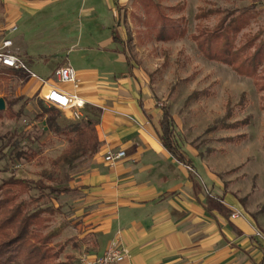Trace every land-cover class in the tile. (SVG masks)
Instances as JSON below:
<instances>
[{"label": "crops", "instance_id": "obj_1", "mask_svg": "<svg viewBox=\"0 0 264 264\" xmlns=\"http://www.w3.org/2000/svg\"><path fill=\"white\" fill-rule=\"evenodd\" d=\"M132 3L0 0V33L37 76L24 89L76 95L84 102L81 118L98 112V150L78 159L67 185L80 192L74 207L84 210L69 253L96 256L116 244L126 253L118 264H264V227L231 217L223 197L202 196L195 154L185 151L190 163L184 164L162 145L158 103L122 42L113 39ZM62 66L75 70L74 83L49 79ZM118 150L125 152L121 160H105Z\"/></svg>", "mask_w": 264, "mask_h": 264}, {"label": "rangeland", "instance_id": "obj_2", "mask_svg": "<svg viewBox=\"0 0 264 264\" xmlns=\"http://www.w3.org/2000/svg\"><path fill=\"white\" fill-rule=\"evenodd\" d=\"M150 1L160 6L165 18H158V11L149 6L148 0H133L132 7L124 11L120 35H117L119 41L126 48L133 67L145 78L154 101L169 106L181 148L195 154L193 161L200 168L198 184L202 196L223 197L222 203L232 206L231 217L238 213L261 229L264 227V101L261 99L264 91L256 89L253 78L240 76L229 66L208 60L192 36L202 29H212L228 11L254 4L255 8L249 9L245 16L247 26L235 37L236 46L243 47L244 55L251 56L254 45L264 42V0ZM199 8L212 12L196 19ZM167 19L171 26L162 33L175 38L163 41L158 36L162 21ZM0 29L3 31L1 21ZM4 37L0 33V46ZM259 62L256 70L264 80V54ZM49 79L67 84L57 82L53 75ZM29 80L28 76L25 80L11 76L1 79L0 98H20L14 104L15 110L25 102L40 108L38 91H29V86L28 90L24 89ZM140 96L144 98L142 93ZM42 106L49 107L44 102ZM58 110L59 124L78 121ZM30 118L28 109L18 119H0L1 198L7 208L21 200L25 202V210L53 207L55 213L50 216L49 229L75 222L73 229L64 228L54 240L64 243L70 236L78 235L76 228L84 210L74 205L80 192L56 195L32 186L29 192L19 194L6 183L11 178H26L67 186L78 168L79 158L71 165L60 160L65 137L45 131L43 122H30ZM21 150L32 151L35 156L30 160L18 159L16 154ZM203 161L214 178L212 182L204 174ZM9 230L0 219V238ZM71 249V243H67L65 252ZM74 256L79 264L80 257Z\"/></svg>", "mask_w": 264, "mask_h": 264}, {"label": "trees", "instance_id": "obj_3", "mask_svg": "<svg viewBox=\"0 0 264 264\" xmlns=\"http://www.w3.org/2000/svg\"><path fill=\"white\" fill-rule=\"evenodd\" d=\"M147 2L149 6L154 7L158 11L161 20L162 11L160 6L154 4L150 0ZM257 1V0H254ZM254 4L247 7L237 8L224 14L218 23L212 29H202L199 34L193 35L192 38L196 42L198 50L211 61H216L229 66L236 74L245 77H251L254 85L259 92L264 91V80L261 72L256 70L259 61L264 54V42H258L254 45L251 56L243 53V47L236 46L235 37L247 26L246 13L249 9H253ZM211 10L199 8L195 14L196 19L206 17ZM169 19L161 23V34L158 39L166 41L171 40V34H164L163 30L171 25ZM183 32L181 35H183ZM113 39L119 41L116 31H113ZM180 36V35H179ZM22 72V73H21ZM20 70L0 67V80L7 79L9 76L18 77L25 80L26 74ZM20 98H12L6 100L3 97L5 110H0V119L6 117L8 119H18L29 109L32 118L28 121L43 122L45 131H53L56 134H62L66 139L60 160L71 165L78 158H86L97 152L99 141L96 135L95 126L98 122V112L94 110V117H82L76 122H68L64 125L58 123L59 110L54 106L48 108L42 106L43 100H39L40 108H36L30 102H25L19 110L14 109V104ZM264 101V95L261 96ZM161 110V118L159 120V138L164 148L179 162L184 164L190 163L186 158V152L181 148L178 139V133L175 128L174 119L170 113V108L165 103H159ZM25 107V108H24ZM264 108V104L262 105ZM24 108V109H23ZM229 115V114H228ZM35 153L32 151L21 150L17 152L16 158L32 159ZM19 194L27 193L32 186L40 192L48 190L49 194H68L71 188L67 186H56L46 184L42 180H31L26 178H11L6 182ZM1 189V188H0ZM220 200V199H217ZM24 201H19L7 208L0 193V219L10 230L0 238V264H76L75 256L72 253L65 252L67 243L74 242L73 237L66 239L64 243L55 242L54 240L61 234L64 225L49 229L51 221L50 216L55 213L51 206L36 207L34 209H24ZM49 214L44 216V214Z\"/></svg>", "mask_w": 264, "mask_h": 264}, {"label": "built area", "instance_id": "obj_4", "mask_svg": "<svg viewBox=\"0 0 264 264\" xmlns=\"http://www.w3.org/2000/svg\"><path fill=\"white\" fill-rule=\"evenodd\" d=\"M12 40L4 38L0 46V67L11 68L23 71L29 78L37 77L27 66L24 60L11 51ZM57 81L63 83H74L76 80V72L70 66H62L55 70ZM40 99L49 106L59 108L69 114V118L79 120L81 118L80 109L84 106V102L76 95L68 92L50 88L40 96ZM125 156L123 150L109 151L105 160L115 163ZM233 218L239 217L238 213L232 214ZM126 257L125 251L116 244H111L101 255L89 256L82 255L79 258V264H118Z\"/></svg>", "mask_w": 264, "mask_h": 264}, {"label": "water", "instance_id": "obj_5", "mask_svg": "<svg viewBox=\"0 0 264 264\" xmlns=\"http://www.w3.org/2000/svg\"><path fill=\"white\" fill-rule=\"evenodd\" d=\"M5 108L4 100L3 98H0V110H3Z\"/></svg>", "mask_w": 264, "mask_h": 264}]
</instances>
